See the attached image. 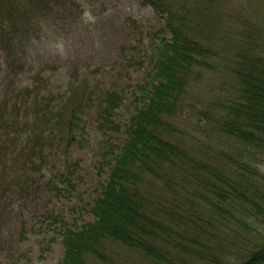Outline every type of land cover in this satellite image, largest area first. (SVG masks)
Segmentation results:
<instances>
[{
	"label": "trees",
	"instance_id": "1",
	"mask_svg": "<svg viewBox=\"0 0 264 264\" xmlns=\"http://www.w3.org/2000/svg\"><path fill=\"white\" fill-rule=\"evenodd\" d=\"M144 2L166 16L159 32L169 37L151 80L136 86L124 144L108 140L101 153L108 177L94 220L76 227L63 215H43L60 224L52 227L63 237L59 264H115L126 248L154 264H264V0ZM67 6L81 10L75 0H0V58L12 76L0 93V202L28 188L49 148L86 146L85 114L95 100L99 126L120 128L125 90L95 97L78 69L57 93L47 91L41 70L24 77L23 35ZM207 73H219L226 87L204 113L217 147L199 157L178 117ZM79 166L67 162L49 182L55 195L74 196Z\"/></svg>",
	"mask_w": 264,
	"mask_h": 264
},
{
	"label": "rangeland",
	"instance_id": "2",
	"mask_svg": "<svg viewBox=\"0 0 264 264\" xmlns=\"http://www.w3.org/2000/svg\"><path fill=\"white\" fill-rule=\"evenodd\" d=\"M75 1L81 5L80 11L57 7L51 15L40 16L39 26L23 35L24 77L41 70L49 78L47 91L57 93L67 89L73 71L78 69L91 79L95 97L109 88L125 90V105L117 116L120 128L108 130L99 126L95 100L85 114L86 146H74L68 153L58 147L49 148L48 163L42 172L34 174L28 188L0 202V264L61 262L63 237L52 229L60 224L44 219L45 214L63 215L68 225L76 227L94 220L91 209L108 177V169L99 167L101 153L108 140L124 144L136 105V86L151 80L158 47L162 39L169 37L159 32L166 16L144 0ZM11 79L0 58V93ZM224 79L219 73H207L178 117L181 136L199 157L212 154L217 147L213 132L207 131L210 119L204 113L210 114V108L225 93ZM77 160L80 166L75 175L74 196L58 197L49 182L66 169L67 162ZM52 237L55 239L51 241ZM125 250L115 264H154L147 255L142 258L132 249ZM162 254L167 255L161 251Z\"/></svg>",
	"mask_w": 264,
	"mask_h": 264
}]
</instances>
